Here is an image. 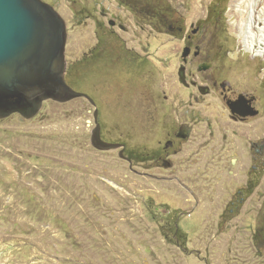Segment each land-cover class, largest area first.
Here are the masks:
<instances>
[{
    "label": "rangeland",
    "instance_id": "obj_1",
    "mask_svg": "<svg viewBox=\"0 0 264 264\" xmlns=\"http://www.w3.org/2000/svg\"><path fill=\"white\" fill-rule=\"evenodd\" d=\"M46 1L66 24L65 81L95 105L47 100L31 118L0 119V264H264L253 241L264 225V175L238 211L222 216L244 176L221 167L248 158L224 143L220 128L210 136L207 122L226 119L222 102L179 83L182 37L166 27L202 23L205 50L209 42L225 60L220 80L234 94L262 98L261 114L243 126L255 139L264 135V56L244 49L231 0ZM94 109L101 139L123 144L131 163L119 149L91 145ZM167 123L187 134L164 156L157 145ZM196 157L199 175L172 171ZM162 175L180 177L186 189Z\"/></svg>",
    "mask_w": 264,
    "mask_h": 264
},
{
    "label": "water",
    "instance_id": "obj_2",
    "mask_svg": "<svg viewBox=\"0 0 264 264\" xmlns=\"http://www.w3.org/2000/svg\"><path fill=\"white\" fill-rule=\"evenodd\" d=\"M66 40V24L50 4L0 0V119L13 113L31 118L47 100L66 103L83 98L94 107L91 97L65 81ZM186 53L184 49L183 56ZM178 75L183 83V73ZM97 116L94 109L91 145L100 151L120 149L118 156L125 159L122 145L101 139Z\"/></svg>",
    "mask_w": 264,
    "mask_h": 264
},
{
    "label": "flooded vegetation",
    "instance_id": "obj_3",
    "mask_svg": "<svg viewBox=\"0 0 264 264\" xmlns=\"http://www.w3.org/2000/svg\"><path fill=\"white\" fill-rule=\"evenodd\" d=\"M42 1L52 6L50 2L46 0ZM108 24L113 27L114 21L110 19L108 21ZM120 26L121 25H119V27ZM166 27L168 32L178 33L182 37L183 49L180 58L181 65L178 69V72L181 71L183 73L184 82L182 83L179 80L180 77L177 73L179 83H181L186 88L190 86L195 90L197 94L201 96L212 94L213 96L218 97V99L222 102L225 112V114L223 113L222 116L226 117V119L223 121L213 120V122H207L206 127L210 132V136L215 135V133L217 134L219 131L218 129L220 128L219 133L224 132L222 133V139L224 143L227 141V139H229L232 142V148L235 149L236 152H238L239 149L240 151H244V154L248 158L247 164L239 162L238 165L237 160L232 162L231 158V163L225 164L223 167H221L222 172L223 170L226 171L227 175L225 176L233 177L236 175V172L234 173L232 171V168L233 166H238L237 169H240L242 176H244V180L242 179V181L239 182V186L236 187L234 193H232L231 197L225 205L224 212L222 213V216L225 217V212H227L228 214H233L234 212L238 211L245 200L255 192V189L258 186H261L262 184L261 179L264 175V135H260L255 139L250 140L248 139L246 127L243 128V126H247V122L249 119L256 118L261 114L259 104L261 105L263 100L262 98L257 99L254 96H247L244 93L238 92L234 94L229 82L224 79L220 80L221 74L224 73L227 69L225 66V60L223 61L222 54L219 55V53H215L212 51L213 49L211 43H207V45L210 46L211 49H208V51L205 50L204 44L206 43V40L205 36L202 35V23L191 25L189 30L186 32L185 27L179 26L177 22H170ZM184 49H186L187 52L185 56H183ZM210 52H212V57H210L209 55ZM186 68L189 69L187 70ZM191 69H194V71L192 72ZM207 72L208 74H211L209 82L198 83L197 81L191 80L189 84L187 83V80L190 79L194 74L201 75L206 74ZM198 87L202 88L199 90ZM190 112H192L195 116V121H197V119L199 120V116L197 118L195 113L197 112L198 114V112H200V109L198 110L193 108V111H189V113ZM169 127L170 130H168ZM171 128L172 125H169V123H167L165 127L166 139L164 141H158L157 146L161 147V152L164 156L174 149L175 140H181L187 134L184 132V129L182 127H177V129L173 131H171ZM223 129L224 131H222ZM233 138L242 140L243 145H240L239 148ZM120 145H122L121 149L123 154L125 151V147L123 144ZM197 151L198 150L195 149V153H198ZM154 152L155 149H152L150 147L149 153ZM235 156L238 157V154H236ZM126 160L129 161L128 163H131L130 159ZM199 160L200 159L196 157L192 162H188L186 163V165H182L181 167L178 166L172 171L177 172L178 168H184V166H187V170H194L199 175L201 170V164ZM169 165L170 162H163V168L165 170L169 169ZM170 177L171 176L168 175H162L161 180L167 183H172L174 181L177 185L183 188H185V186L187 185L181 180L180 177L176 175H173V178ZM218 180H221V178H219ZM187 191L189 196L194 198V193L190 192L188 188ZM172 212H175V210H168V214ZM263 228L264 225H259L253 229V241L256 245L257 251H259L262 256H264ZM178 232L179 229L176 223L173 227V235L177 240Z\"/></svg>",
    "mask_w": 264,
    "mask_h": 264
},
{
    "label": "bare ground",
    "instance_id": "obj_4",
    "mask_svg": "<svg viewBox=\"0 0 264 264\" xmlns=\"http://www.w3.org/2000/svg\"><path fill=\"white\" fill-rule=\"evenodd\" d=\"M229 14L244 49L264 56V0H231ZM232 19V18H231Z\"/></svg>",
    "mask_w": 264,
    "mask_h": 264
}]
</instances>
